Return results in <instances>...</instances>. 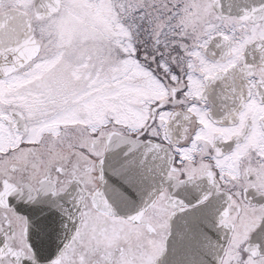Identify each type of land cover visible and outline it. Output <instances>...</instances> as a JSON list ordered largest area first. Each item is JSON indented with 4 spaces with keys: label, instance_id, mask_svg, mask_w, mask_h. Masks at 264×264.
<instances>
[{
    "label": "snow or ice",
    "instance_id": "1",
    "mask_svg": "<svg viewBox=\"0 0 264 264\" xmlns=\"http://www.w3.org/2000/svg\"><path fill=\"white\" fill-rule=\"evenodd\" d=\"M0 264H264V0H0Z\"/></svg>",
    "mask_w": 264,
    "mask_h": 264
}]
</instances>
